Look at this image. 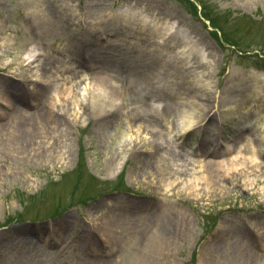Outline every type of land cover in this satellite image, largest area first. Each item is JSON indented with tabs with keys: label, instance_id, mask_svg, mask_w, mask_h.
<instances>
[{
	"label": "rangeland",
	"instance_id": "obj_1",
	"mask_svg": "<svg viewBox=\"0 0 264 264\" xmlns=\"http://www.w3.org/2000/svg\"><path fill=\"white\" fill-rule=\"evenodd\" d=\"M195 1L0 0V264H264V0Z\"/></svg>",
	"mask_w": 264,
	"mask_h": 264
},
{
	"label": "bare ground",
	"instance_id": "obj_2",
	"mask_svg": "<svg viewBox=\"0 0 264 264\" xmlns=\"http://www.w3.org/2000/svg\"><path fill=\"white\" fill-rule=\"evenodd\" d=\"M255 75H257V72H255ZM259 76L263 77L264 75L263 74H259ZM99 82H102V81H99ZM207 85H208V83H207ZM103 86L105 87V84L104 83H103ZM109 91H110L109 93H112L111 90H109ZM107 95H105V93L103 95L100 91L96 94V105H97L95 107L97 109L96 112H100V111H104V110L108 109L106 107V103H105L106 98H108ZM74 100H77V99H74ZM77 101H79V100H77ZM156 102H158L156 99H152L151 103L149 102V104H151V105L154 106V105H157ZM192 103H194V102H192ZM194 104L191 107V109H189L188 107L186 108L185 106L179 107L180 108V113H179L180 115L178 116V118L175 119V127L181 133H187V132L193 131L192 129L197 124V120L196 119H197V113L199 111V107L200 106L197 103H194ZM111 110H113V109H108L107 112H109ZM259 116H260V114H259ZM262 119H263V124H264V116L262 117ZM149 125L150 126H148L147 128L151 127L153 130L155 129V127L152 124H149ZM144 126L146 127L147 125L144 124ZM156 127H157V125H156ZM28 129H29L30 132H23V134H26L27 135V134L31 133L32 128H27V130ZM155 130H157V129H155ZM160 131L157 130V134L159 135L158 136V139L159 140L160 139H163L162 135H164V134H162L163 132L159 133ZM125 134H128V133H125ZM32 139H33V137H32ZM20 143H21V146L24 147L26 150L28 148H31L30 147L31 146V142L30 143L28 142L26 145H23L22 142H20ZM245 149H247V146L246 147L244 146V148H241L240 152L244 151ZM253 150L254 149H252V152H253ZM161 152L163 153V151H161ZM162 153H160L158 156L159 157H162ZM244 157L245 158H252L254 161H257V158H255L254 156H251L250 157L249 154H247V153L244 154ZM155 161H158V160L155 159L154 162ZM231 161H227L228 164H229V165L227 164L228 167L225 166V163H226L225 161H221L220 164H219L221 166V169L222 170H228V171H229V169H234V167L232 166V165H234V159H232ZM124 162H125V158H120V159L118 158L117 160H115V167H116V169L118 171H120L122 169V167L124 165ZM150 167H151L152 170H155L154 172H156V174H158L160 177H163L164 178L165 173L167 172V168H165V166H164L163 163H159V164L155 163V165H151ZM193 179L196 180V178H191V180H193ZM170 185H171V182L165 183V188L164 189L167 190V187L166 186H170ZM165 219H167V216L166 215H165V217H162V216L159 217V218L157 217L152 222V224L154 222L157 223V226L158 227H157V229L154 232H151L149 234V241H148V243L150 245H154V244H160V245H162L163 241L165 240V233H164V231L169 232L171 230L169 228V226L165 225V221H164ZM107 236H109V235H107ZM102 237H104V236H102ZM104 238H106V237H104ZM101 240L104 241V239H101ZM106 241L109 242V240H106Z\"/></svg>",
	"mask_w": 264,
	"mask_h": 264
},
{
	"label": "trees",
	"instance_id": "obj_3",
	"mask_svg": "<svg viewBox=\"0 0 264 264\" xmlns=\"http://www.w3.org/2000/svg\"><path fill=\"white\" fill-rule=\"evenodd\" d=\"M204 5V10H203V13H204V15L208 18V19H210L211 21H215V17H213L211 14H210V12H209V10L207 9V6H206V4H203Z\"/></svg>",
	"mask_w": 264,
	"mask_h": 264
}]
</instances>
